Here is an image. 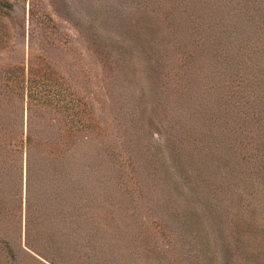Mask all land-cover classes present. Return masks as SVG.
I'll return each instance as SVG.
<instances>
[{
	"label": "rangeland",
	"instance_id": "rangeland-1",
	"mask_svg": "<svg viewBox=\"0 0 264 264\" xmlns=\"http://www.w3.org/2000/svg\"><path fill=\"white\" fill-rule=\"evenodd\" d=\"M0 118V264H264V0H0Z\"/></svg>",
	"mask_w": 264,
	"mask_h": 264
},
{
	"label": "trees",
	"instance_id": "trees-1",
	"mask_svg": "<svg viewBox=\"0 0 264 264\" xmlns=\"http://www.w3.org/2000/svg\"><path fill=\"white\" fill-rule=\"evenodd\" d=\"M6 120L0 118V158L11 150V147H17L19 144L24 146L29 143V135L22 133L16 135L8 130ZM89 127V125H88Z\"/></svg>",
	"mask_w": 264,
	"mask_h": 264
}]
</instances>
